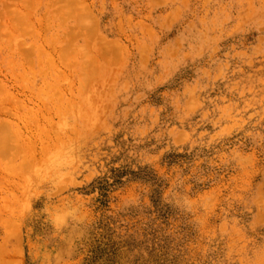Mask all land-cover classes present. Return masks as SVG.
<instances>
[{
    "label": "rangeland",
    "instance_id": "obj_1",
    "mask_svg": "<svg viewBox=\"0 0 264 264\" xmlns=\"http://www.w3.org/2000/svg\"><path fill=\"white\" fill-rule=\"evenodd\" d=\"M0 264H264V0H0Z\"/></svg>",
    "mask_w": 264,
    "mask_h": 264
},
{
    "label": "clouds",
    "instance_id": "obj_2",
    "mask_svg": "<svg viewBox=\"0 0 264 264\" xmlns=\"http://www.w3.org/2000/svg\"><path fill=\"white\" fill-rule=\"evenodd\" d=\"M176 207L180 208L183 211H191L192 205L189 201L184 200L182 203L177 204ZM30 210V206L28 209H25V211H29ZM53 225L54 227H57V229L59 230V228L61 227H67V222L66 221H60L59 223L53 221Z\"/></svg>",
    "mask_w": 264,
    "mask_h": 264
}]
</instances>
